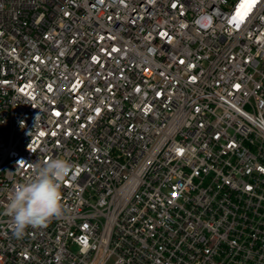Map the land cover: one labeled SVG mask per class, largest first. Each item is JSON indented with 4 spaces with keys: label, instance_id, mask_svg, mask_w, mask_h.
<instances>
[{
    "label": "built area",
    "instance_id": "1",
    "mask_svg": "<svg viewBox=\"0 0 264 264\" xmlns=\"http://www.w3.org/2000/svg\"><path fill=\"white\" fill-rule=\"evenodd\" d=\"M0 264H264V0H0Z\"/></svg>",
    "mask_w": 264,
    "mask_h": 264
},
{
    "label": "clouds",
    "instance_id": "2",
    "mask_svg": "<svg viewBox=\"0 0 264 264\" xmlns=\"http://www.w3.org/2000/svg\"><path fill=\"white\" fill-rule=\"evenodd\" d=\"M75 167L59 157L36 163L31 177L14 186L5 212L13 218L17 236L29 226H45L53 218L66 216L70 210L62 202V182Z\"/></svg>",
    "mask_w": 264,
    "mask_h": 264
}]
</instances>
